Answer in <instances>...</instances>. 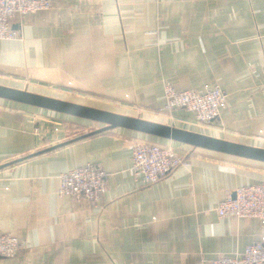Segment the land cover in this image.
Instances as JSON below:
<instances>
[{
    "label": "crops",
    "instance_id": "obj_1",
    "mask_svg": "<svg viewBox=\"0 0 264 264\" xmlns=\"http://www.w3.org/2000/svg\"><path fill=\"white\" fill-rule=\"evenodd\" d=\"M50 2L0 41V85L264 149V0ZM164 82L216 84L227 105L196 126L165 110ZM102 127L0 99V232L22 248L0 264H201L264 234L255 219L216 213L228 193L264 184V163L125 129L22 160ZM135 140L171 145L186 165L139 186L127 173ZM88 164L107 174L100 208L57 195L59 176Z\"/></svg>",
    "mask_w": 264,
    "mask_h": 264
},
{
    "label": "built area",
    "instance_id": "obj_2",
    "mask_svg": "<svg viewBox=\"0 0 264 264\" xmlns=\"http://www.w3.org/2000/svg\"><path fill=\"white\" fill-rule=\"evenodd\" d=\"M50 8V0H0V41L16 39L17 33L12 29L14 23ZM163 98L165 110L190 114L195 125L200 127L211 126L227 105V95L216 84L199 92L177 91L171 83L164 82ZM130 150L127 173L142 187L154 185L186 165V159L171 145L135 140ZM106 178L107 174L92 164L67 170L59 176L57 195L100 208L107 191ZM216 213L219 218L255 219L264 227V184L244 186L228 193L216 207ZM21 249L13 234L0 232V259H15ZM201 264H264V234L238 256H221Z\"/></svg>",
    "mask_w": 264,
    "mask_h": 264
},
{
    "label": "water",
    "instance_id": "obj_3",
    "mask_svg": "<svg viewBox=\"0 0 264 264\" xmlns=\"http://www.w3.org/2000/svg\"><path fill=\"white\" fill-rule=\"evenodd\" d=\"M12 29L15 30V25L12 27ZM0 99L103 125L101 129L78 136L76 138H73L72 140L63 142L50 149L30 155L26 158H23L22 160L56 150L58 148L70 145L72 143L89 138L102 132L115 129H125L154 138L188 145L193 148L264 163L263 148L213 138L204 134L171 127L168 125L144 120L138 117L122 115L107 110L59 100L56 98L3 85H0ZM19 161L21 160L11 162L6 166L16 164ZM3 168L4 166H1L0 170Z\"/></svg>",
    "mask_w": 264,
    "mask_h": 264
},
{
    "label": "rangeland",
    "instance_id": "obj_4",
    "mask_svg": "<svg viewBox=\"0 0 264 264\" xmlns=\"http://www.w3.org/2000/svg\"><path fill=\"white\" fill-rule=\"evenodd\" d=\"M39 90H41V89H39ZM43 93H48L49 94V92L48 91H45L44 89H43V91H42ZM124 98H127V95H125L124 96ZM90 99V101H92L93 103H96V104H98V105H100V107H106L107 109H115V107H113L114 106V104H112L113 102H105L104 100H98V99H94V98H89ZM116 108H118V106H116ZM126 110H129V109H126ZM200 127V126H199ZM76 129V128H75ZM74 128L72 129L71 128V130H75Z\"/></svg>",
    "mask_w": 264,
    "mask_h": 264
},
{
    "label": "trees",
    "instance_id": "obj_5",
    "mask_svg": "<svg viewBox=\"0 0 264 264\" xmlns=\"http://www.w3.org/2000/svg\"><path fill=\"white\" fill-rule=\"evenodd\" d=\"M80 128V127H79ZM156 139H158V138H156ZM159 140V139H158ZM160 140H162V139H160Z\"/></svg>",
    "mask_w": 264,
    "mask_h": 264
}]
</instances>
